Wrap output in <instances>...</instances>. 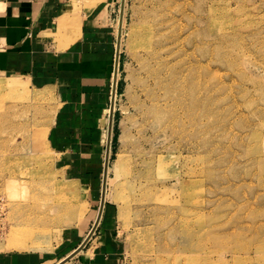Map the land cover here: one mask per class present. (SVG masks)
Segmentation results:
<instances>
[{
    "label": "rangeland",
    "instance_id": "rangeland-1",
    "mask_svg": "<svg viewBox=\"0 0 264 264\" xmlns=\"http://www.w3.org/2000/svg\"><path fill=\"white\" fill-rule=\"evenodd\" d=\"M111 23L104 208L122 264H264V0H115ZM14 79L0 88V246L35 230L24 249H52L75 225L91 242L104 170L69 179L47 140L55 94L0 81Z\"/></svg>",
    "mask_w": 264,
    "mask_h": 264
},
{
    "label": "crops",
    "instance_id": "crops-1",
    "mask_svg": "<svg viewBox=\"0 0 264 264\" xmlns=\"http://www.w3.org/2000/svg\"><path fill=\"white\" fill-rule=\"evenodd\" d=\"M114 2L0 0V78L21 77L34 89L55 94L47 140L69 179L85 184L91 171L104 170L109 118L104 145L102 125L111 104L116 56ZM96 230L93 240L64 264H122L113 212L104 208ZM87 233L75 225L52 249L0 246V264H57Z\"/></svg>",
    "mask_w": 264,
    "mask_h": 264
},
{
    "label": "water",
    "instance_id": "water-1",
    "mask_svg": "<svg viewBox=\"0 0 264 264\" xmlns=\"http://www.w3.org/2000/svg\"><path fill=\"white\" fill-rule=\"evenodd\" d=\"M121 27V25H120ZM119 33H120V28H119ZM118 65H119V49L118 46L116 45V56H115V69H114V80H113V89H112V98H111V104L110 107L111 109L113 108L114 105V101H113V96L114 94H116V84H117V79H116V74L118 71ZM113 117H114V110L113 112L110 113V117H109V134H112V129H113ZM112 137V136H111ZM110 146H111V139L109 140L107 146H106V160H105V164H104V172H103V180H102V192H101V201H100V206H99V217L98 219L94 222L93 226H92V231L97 229L98 223L100 221V217L102 215L104 206H105V191H106V177H107V170H108V162H109V151H110ZM91 233V232H90ZM81 242V244L75 249L73 250V252H71L69 255H67L63 260H61L60 262H58L57 264H64L67 261H69L73 256H75L79 251H81L86 244L88 243V241L91 239L92 234H90Z\"/></svg>",
    "mask_w": 264,
    "mask_h": 264
},
{
    "label": "bare ground",
    "instance_id": "bare-ground-1",
    "mask_svg": "<svg viewBox=\"0 0 264 264\" xmlns=\"http://www.w3.org/2000/svg\"><path fill=\"white\" fill-rule=\"evenodd\" d=\"M118 72V71H117ZM116 76H117V74H116ZM6 87V88H8V89H12V90H15L16 88H19V87H22V82H20L19 80H16V79H14V80H6V81H0V88H2V87ZM45 96V95H44ZM43 98V97H42ZM113 101H114V96H113ZM111 108V107H110ZM113 110H114V105H113V108L111 109V112H113ZM110 112V113H111ZM111 138H110V134L108 135V142H109V140H110ZM110 152V151H109ZM106 160V159H105ZM108 171V170H107ZM13 172V171H12ZM11 175V174H10ZM7 186L13 191V194L17 191L16 189H17V186H18V181L16 180V178H10V179H8L7 181ZM23 188V187H22ZM11 195V194H10ZM12 196V195H11ZM104 198H105V196H104ZM58 203V204H57ZM55 202V204L53 205L55 208H57V209H59V206H61L62 205V203H60V202ZM60 204V205H59ZM61 208V207H60ZM76 209V208H75ZM73 207L70 209V210H68V211H66V212H76V210H75ZM73 214V213H72ZM71 215V214H70ZM72 216V215H71ZM98 217H99V215H98ZM98 217H97V219H98ZM96 219V220H97ZM95 220V221H96ZM35 232V230L33 231H29V230H27V231H24V235H22V233H21V235H18V233H14L13 232V234H11L10 236H9V238L8 239H6V244L8 245V246H10V247H13V248H17V249H24L25 247H27L28 245H27V238H29L33 233ZM38 232H43V231H41V230H36V233H38ZM5 243V242H4ZM3 243V244H4ZM5 245V244H4Z\"/></svg>",
    "mask_w": 264,
    "mask_h": 264
},
{
    "label": "built area",
    "instance_id": "built-area-1",
    "mask_svg": "<svg viewBox=\"0 0 264 264\" xmlns=\"http://www.w3.org/2000/svg\"><path fill=\"white\" fill-rule=\"evenodd\" d=\"M4 210V202H3V198L0 197V213L3 212ZM2 230V228L0 227V231ZM95 234V233H94ZM92 238V237H91Z\"/></svg>",
    "mask_w": 264,
    "mask_h": 264
}]
</instances>
